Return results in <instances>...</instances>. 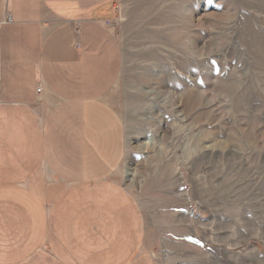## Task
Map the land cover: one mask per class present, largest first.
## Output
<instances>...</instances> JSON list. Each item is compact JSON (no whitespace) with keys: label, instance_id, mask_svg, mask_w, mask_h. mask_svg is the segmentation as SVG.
<instances>
[{"label":"rangeland","instance_id":"374dc122","mask_svg":"<svg viewBox=\"0 0 264 264\" xmlns=\"http://www.w3.org/2000/svg\"><path fill=\"white\" fill-rule=\"evenodd\" d=\"M101 16L123 54L105 97L123 125V173L118 192L72 189L71 212L108 213L87 205L105 191L140 214L155 264H264V0H115ZM7 252L0 264L19 248Z\"/></svg>","mask_w":264,"mask_h":264},{"label":"crops","instance_id":"0c3cea01","mask_svg":"<svg viewBox=\"0 0 264 264\" xmlns=\"http://www.w3.org/2000/svg\"><path fill=\"white\" fill-rule=\"evenodd\" d=\"M114 1L0 0V249L19 248L10 264H155L134 208L104 191L87 205L113 209L77 215L67 194L83 184L118 192L112 175L123 173V125L105 101L123 68L101 16Z\"/></svg>","mask_w":264,"mask_h":264},{"label":"built area","instance_id":"2783aa9c","mask_svg":"<svg viewBox=\"0 0 264 264\" xmlns=\"http://www.w3.org/2000/svg\"><path fill=\"white\" fill-rule=\"evenodd\" d=\"M1 82H2V81H1V77H0V86H1ZM41 91H42L41 88H39V89L37 90L38 93H41Z\"/></svg>","mask_w":264,"mask_h":264}]
</instances>
